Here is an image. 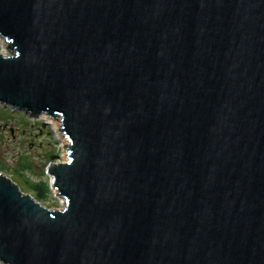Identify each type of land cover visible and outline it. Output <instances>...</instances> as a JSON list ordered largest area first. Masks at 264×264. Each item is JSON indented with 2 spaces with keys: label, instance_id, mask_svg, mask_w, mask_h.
Listing matches in <instances>:
<instances>
[{
  "label": "water",
  "instance_id": "1",
  "mask_svg": "<svg viewBox=\"0 0 264 264\" xmlns=\"http://www.w3.org/2000/svg\"><path fill=\"white\" fill-rule=\"evenodd\" d=\"M0 38V106L68 140L61 209L0 173V264H264V0H0Z\"/></svg>",
  "mask_w": 264,
  "mask_h": 264
},
{
  "label": "rangeland",
  "instance_id": "2",
  "mask_svg": "<svg viewBox=\"0 0 264 264\" xmlns=\"http://www.w3.org/2000/svg\"><path fill=\"white\" fill-rule=\"evenodd\" d=\"M0 54L9 55L5 44L0 43ZM55 123L60 125L59 120H32L21 112L0 106V173L17 184L21 192L32 197L34 193L29 185L48 184L47 198L38 202L50 210L61 209L64 204L51 187L47 168L52 162L67 160L65 145H68L63 133L62 139L65 138L67 143L59 138ZM51 157H55L54 161Z\"/></svg>",
  "mask_w": 264,
  "mask_h": 264
},
{
  "label": "trees",
  "instance_id": "3",
  "mask_svg": "<svg viewBox=\"0 0 264 264\" xmlns=\"http://www.w3.org/2000/svg\"><path fill=\"white\" fill-rule=\"evenodd\" d=\"M34 193V199L37 201H44L47 198L49 192V185L46 183H38L29 185Z\"/></svg>",
  "mask_w": 264,
  "mask_h": 264
},
{
  "label": "bare ground",
  "instance_id": "4",
  "mask_svg": "<svg viewBox=\"0 0 264 264\" xmlns=\"http://www.w3.org/2000/svg\"><path fill=\"white\" fill-rule=\"evenodd\" d=\"M0 43L4 46V44H5V47H6V43L0 38ZM43 118H49V117H47V116H44ZM49 119H51V118H49ZM52 120V119H51ZM55 125V129H56V132H57V134L59 135V138H61L62 139V137L64 136V135H62V133L60 132V125L58 124V123H55L54 124ZM62 140H64L65 141V144L67 143V141L65 140V138L64 139H62ZM67 146V144L65 145V147ZM54 190V189H53ZM55 191V190H54ZM55 193H56V195H57V192L55 191ZM61 200H63V199H61ZM62 203L64 204V200L62 201Z\"/></svg>",
  "mask_w": 264,
  "mask_h": 264
}]
</instances>
